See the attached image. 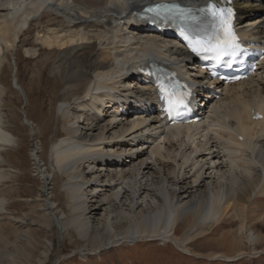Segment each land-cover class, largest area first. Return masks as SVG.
<instances>
[{
    "label": "bare ground",
    "instance_id": "obj_1",
    "mask_svg": "<svg viewBox=\"0 0 264 264\" xmlns=\"http://www.w3.org/2000/svg\"><path fill=\"white\" fill-rule=\"evenodd\" d=\"M145 1L0 0V264H43L44 243L38 235L54 224L70 236L75 233V253L85 259L148 240L170 243L186 255L212 261L231 263L240 256L264 254L256 247L264 244L257 229L264 226V71L222 94L207 134L204 128L191 133L189 128H175L178 133L166 135L157 116L147 124L139 120L131 125L127 119L119 120L116 107L108 106V93L96 94L107 88L150 95L149 88L139 87L128 76L126 67L113 70L117 62L149 48L184 62L197 79L182 47L144 35L145 28L130 18V11ZM238 9L242 29L264 39V4L246 2ZM21 50L34 60L25 105L43 112L41 98L30 95L46 91V72L57 78L52 96L58 88L63 91L58 101L50 98L60 127L50 147L52 168L42 159L43 145L32 146L41 200L36 202L39 208L28 201L31 211L24 216L11 210L13 187L4 186L13 174L3 165L4 152L19 142L4 126V109L10 111L11 95L21 94V89L18 75L14 91L8 87L2 69L13 51L18 68ZM106 71L110 77L98 85ZM252 110L262 113L263 120L252 121ZM24 116L35 141L46 123L35 130L26 111ZM72 147L77 157L69 167L64 161ZM57 179L68 213H58L52 200ZM225 221L227 227L210 234L211 227ZM230 225H236L235 231ZM200 247L213 251L205 253Z\"/></svg>",
    "mask_w": 264,
    "mask_h": 264
},
{
    "label": "rangeland",
    "instance_id": "obj_2",
    "mask_svg": "<svg viewBox=\"0 0 264 264\" xmlns=\"http://www.w3.org/2000/svg\"><path fill=\"white\" fill-rule=\"evenodd\" d=\"M20 54L22 62L19 64L18 68L16 67L15 51H13L7 54L8 61L2 69L4 75L5 73L6 76L8 75V87H11L14 91L18 75L21 89L19 90L21 94L11 95L10 111L4 109V112L7 111V116L5 115L6 117L4 119V126L8 131L16 135L17 141L19 142L4 152L5 163H3V165L5 166L4 169L13 174L12 179L4 186L5 189L13 187V193L9 198L11 210L24 216L31 211L26 205L28 201L36 204V202H39L38 200H41L42 183L37 164L32 157V146L33 144H37L39 147L43 145L44 150L42 159L47 166L52 168L49 159L50 147L55 143L60 127L57 119L58 112L56 110V105L52 108L50 101H52L51 99H54L53 101H58L63 91L61 88H58L54 97L52 96L51 92L54 90V84L57 78L53 77V74L46 72L48 77V80L44 81L45 83L47 82L46 91L44 92L42 89L41 92V89L39 90L37 88L36 95H30L33 99L36 97L41 98V102L44 105L43 112H39V109L32 110L29 106L25 105L26 93H29V81L27 79L30 73L33 72L34 60L33 57L27 55L25 50H21ZM90 55L91 54H88V56ZM24 111H26L27 117L34 122L33 125L35 130L40 129L41 125L46 123L44 132L37 135V140L35 141H33V136L30 134L29 127L26 125L27 120H24ZM48 112L50 115H47ZM53 187L54 195L52 196V200L53 202H57V207L59 206L57 209V211L59 210L58 213L62 210L68 213V208L64 206L66 196L65 193L61 191V182L59 179H57ZM36 206L39 208V204H36ZM59 215L61 216V213ZM230 226L229 230L235 231L236 225ZM223 227H227V221L219 226L211 227L210 234L216 235L217 232L220 231V228ZM257 229L264 237V226L258 225ZM73 234H71V236L75 238H71L68 231L62 229L57 224L52 225V228L48 230L43 229V231H40L38 238L44 243L42 247L44 249L41 248L40 253L43 264H264V254L251 258L240 256L238 257V261L233 263L219 259L212 261L186 255L180 250H176L170 243L160 244L152 240H148L147 242L138 241L132 245L125 243L119 247L116 246L111 249H106L102 254V258L99 255H93L90 256L89 259H85L81 254L75 253L76 250L73 244L76 240V235L75 233ZM256 247L257 250H262L264 249V244L257 245ZM198 249H201L200 251L203 250V252L205 250L203 247ZM206 250L205 253H208L210 250L213 251V249ZM233 252L236 253L234 250L229 252L228 255L232 257L234 254Z\"/></svg>",
    "mask_w": 264,
    "mask_h": 264
},
{
    "label": "snow or ice",
    "instance_id": "obj_3",
    "mask_svg": "<svg viewBox=\"0 0 264 264\" xmlns=\"http://www.w3.org/2000/svg\"><path fill=\"white\" fill-rule=\"evenodd\" d=\"M213 16L219 20V31L217 33H214L212 36H208L205 39H201L199 37L193 39L183 29H181V36L190 42L193 52H211L214 53L218 59L223 56H235V49L238 47V44L236 43V37L230 25L232 10L213 9ZM160 87L162 98L166 101L169 109L178 108L180 106H188L191 98V92L187 90L186 86H184L183 94L177 99H173L175 93L165 87L163 83H161Z\"/></svg>",
    "mask_w": 264,
    "mask_h": 264
}]
</instances>
